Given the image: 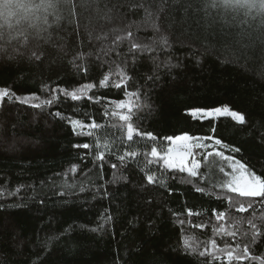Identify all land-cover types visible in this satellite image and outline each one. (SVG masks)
Returning a JSON list of instances; mask_svg holds the SVG:
<instances>
[{
    "label": "trees",
    "instance_id": "trees-1",
    "mask_svg": "<svg viewBox=\"0 0 264 264\" xmlns=\"http://www.w3.org/2000/svg\"><path fill=\"white\" fill-rule=\"evenodd\" d=\"M9 2V9L0 10L5 20L22 11L19 0ZM161 2L164 13L160 15H168L171 20L166 33L170 49L156 44L155 52L129 53L133 42L152 44V18L143 10L127 7L132 0H107L111 19L84 11L69 21L61 13L62 19L49 29L51 40L41 46L45 52L42 63L29 61L31 49L17 60L0 61V88L40 97L31 104L11 97L0 101V204L5 205L0 209V264H209L211 257L198 259L177 252L184 248L185 241L195 252L206 247L215 251L217 259L212 264H260L237 256H242L244 245L249 244L250 256L264 257V243L250 244L254 229L248 223L251 220L264 230V205L257 201L248 208V198H237L228 189L216 187L218 168L209 171L202 156L197 158L204 179L188 172L164 171L158 158L151 156V148L156 147L163 155L171 145L163 139L166 136L209 134L212 121L186 110L225 103L243 113L247 123L241 125L227 114L220 115L216 136L240 147L241 152L231 153L219 146L217 150L238 160L243 157L241 162L251 161L259 172V164H264V42L255 39L249 44V37H242L238 26L209 25L206 20L198 23L194 8L185 11L189 0H156L157 6ZM53 19L50 17V21ZM258 22L257 16L254 23ZM128 31L133 33L131 37ZM117 35L122 39L117 41ZM176 63L182 67L170 69ZM74 64L80 66L79 71ZM154 74H159L160 80L148 81L147 77ZM177 74L184 80L183 87L167 90L169 77ZM104 76L112 84H126L130 93L142 94L137 99L124 97L123 103H128L131 115L137 117L134 128L151 131L160 139L153 142L134 137L128 141V122L120 116L129 115V109L116 102L107 105L109 114L97 121L98 129L77 125V131L85 133L81 136L73 134L67 121L51 115L59 110L90 123L82 113L95 112L98 105L83 98L72 101L63 92L51 89L66 87L71 91L85 83L98 85ZM44 85L50 90L41 92ZM89 94L123 96L111 85L97 86ZM53 96L59 101L49 107H34ZM78 143H89L90 148H73ZM100 152L107 160L103 180L97 178L100 161L96 157ZM131 152L136 155H126ZM120 155H125L124 164L118 159ZM113 163L117 168H111ZM74 166L77 171L68 172ZM147 175H154L155 182L148 183ZM50 177L56 188L48 191L41 205L39 196L34 197L27 186L33 185L39 192L40 181L47 185ZM89 181L96 187L103 184L111 196L103 198ZM68 184L76 185L78 198L65 202L52 197L53 191H64ZM20 185L25 187L11 195ZM82 185L85 193L78 192ZM198 186L205 191L197 192ZM241 203L243 210L239 209ZM16 204L28 206L18 208ZM105 209L113 220L104 224L103 232H91L103 223ZM213 209L223 212V218L218 219ZM153 222L155 226L150 228ZM212 240L217 242V249H211ZM226 245L232 251L231 259Z\"/></svg>",
    "mask_w": 264,
    "mask_h": 264
},
{
    "label": "snow or ice",
    "instance_id": "snow-or-ice-1",
    "mask_svg": "<svg viewBox=\"0 0 264 264\" xmlns=\"http://www.w3.org/2000/svg\"><path fill=\"white\" fill-rule=\"evenodd\" d=\"M103 5V7H101ZM9 0H0V10H6L10 8ZM127 7L136 9V12L143 10L148 17L152 18L151 27L154 30L155 38L152 41V44L143 43V42H133L129 48V53H134L135 50H140L141 52H155L157 48L153 45L159 44L163 49H170L172 44L170 43L169 36L166 34L168 32V25L171 23V20L168 15H160L164 13L163 4L157 6L156 0H132L130 5ZM42 14H38V19L42 21L43 27L40 29L38 34H33L30 32L18 34L15 38H0V61L7 59L8 61H14L20 58L25 51H30V56H28L29 61H35L37 63H42L45 52L41 50L43 44H47L51 40V33L49 29L52 28V24L49 22L50 17H54L56 23L62 19L61 13H65L66 17L71 20L72 16H80L84 11H95L98 15L102 16L104 19H111L109 13L112 11L108 7L107 0H42ZM195 9L196 15L198 17V23L206 22L209 25L220 24L223 27H237L239 29L240 35L242 37H249V44H251L255 39H259L261 42H264V0H198V3H193L192 0H189L187 8L185 9L188 12L190 9ZM155 9V12L153 11ZM136 12L132 14L135 15ZM255 13V15H253ZM257 16L259 17V22L256 21ZM251 17V19H249ZM131 27V24L128 25ZM128 36H132L131 31L127 32ZM99 38V37H98ZM122 37L119 35L116 36V40H121ZM115 43V41H113ZM34 46V47H33ZM135 58V57H134ZM0 66H3L0 63ZM74 67L79 71L80 66L74 64ZM160 67V65H157ZM164 67H169V65H164ZM182 65L180 63L171 64V68H180ZM88 69H84V72L87 73ZM123 79V78H121ZM148 81L153 83L160 80L159 74L149 75L147 77ZM184 80L177 74L169 77V80L166 82L167 90H179L183 87ZM111 85L112 88L119 90L123 93V96H117L115 98L107 95L97 96L95 94H89L90 90L98 87L104 88ZM48 85H44L41 88V92L49 91ZM51 91L63 92L65 97H70L72 101H78L82 98L86 100L87 103L92 105H98L95 112L84 111L82 115L86 118H90V123H84L81 119H73L71 116L65 115L62 111H55L51 113L54 117L58 118L60 121H67L71 126L73 134L77 136L84 135L83 131H77V125L81 129H92L96 130L100 127L97 123L98 120H103L108 116V104L113 102L118 103L123 107V99L129 95L133 99H137L142 94L139 92H129L127 90V85L124 83H115L112 84L108 76H104L98 81L97 84L85 83L79 87L73 88L69 91L66 87H58L51 89ZM5 97H11L20 103L31 104L32 101L40 100V97L33 95L31 93L27 95H17L16 92H13L10 88H0V100H3ZM59 97L53 96L51 99H44L41 103L35 104L34 107H49L54 102L59 101ZM75 111V109L73 110ZM188 114L196 116L200 114L201 118H207L212 121L211 130L209 134L203 133H189L182 132L180 135H171L166 136L163 139L171 143L172 141L181 142L177 148L169 147L167 148L166 153L161 155L158 153L156 147L151 148V156L158 158V163L162 164V169L164 171H178L180 173L188 172L190 176L197 177L200 176L201 179H204V176L199 172L201 167L200 160L197 157L202 156L205 162V166L209 168V171H212L214 167L218 168V175H220V180L216 187L221 189H228L231 193H235L237 198H248V208H252L253 204L259 201L264 205V164H259V172L257 171V165L252 164L251 161L241 162L243 157L239 160L233 155H225V152L222 150H217V146L221 149H227L231 153H240L241 148L229 145L224 143L219 137L216 136V120L222 114H227L234 121L238 122L241 125L247 123L245 115L237 110H233L228 104L222 103L219 106L215 107H204V108H190L186 110ZM115 115V113H112ZM137 117L131 115V109H129V115H121L120 120L127 121V140L132 141L134 137L146 138L153 142L160 139L151 131H141L138 128H134L133 124ZM88 136H92V131L87 132ZM188 142H191L190 144ZM211 142V143H209ZM261 143H264V136H261ZM73 148H82L89 149V143L74 144ZM212 151H209V149ZM199 149V151H195ZM129 156H135V152L126 153ZM188 157H192L191 160ZM209 157L212 158L209 161ZM216 157H219L221 161L225 163L221 164L216 161ZM100 163L97 165L98 172L97 178L103 180L104 164L107 163L105 158V153L100 152L96 157ZM121 164L125 162V155H120L118 157ZM111 168H117V164H111ZM77 168L74 166L68 169V172H76ZM91 171V170H89ZM68 172L63 173L66 177ZM57 176L62 175L61 173H56ZM87 175V174H86ZM148 183L155 182L154 175H147ZM89 184L92 187H96L95 184H92L89 181ZM25 185H20L16 189L15 195L20 192L21 188H24ZM28 188L32 189L33 196H39V203L43 205L45 199L48 197V191L50 189H55V181L50 177L48 184H45L44 180L40 181V191L33 186L28 185ZM97 192H100L102 197L107 199L111 196V193L104 188L103 184H100L96 187ZM197 192L203 193L205 191L204 187H196ZM87 191L85 186H80L78 189L79 193H85ZM171 192V189H169ZM53 198H60L67 202L68 198L76 199L77 190L75 184H68L66 190L64 191H53ZM95 198V196H93ZM151 203V201H149ZM15 207H27V204H16ZM5 205L0 204V209H4ZM239 209H244V204L239 205ZM191 213V209H188ZM213 213L217 216L218 219H222L224 216L223 212H217L213 209ZM103 223L99 224L97 227L91 228V232H103L104 224L113 220V217L110 214H107V209H105V215L101 217ZM180 223H183L181 221ZM248 223L254 229L251 237L250 244L257 245L259 243H264V230L257 228L251 220ZM129 226H132V221H128ZM155 222L149 225V227H154ZM83 227V226H82ZM234 236L235 233H232ZM227 253L228 258H232V251L230 246ZM239 247V245H237ZM211 249H217V242L215 240L211 241ZM183 251L185 254L195 255L198 259L203 258L209 261V264H212V261L217 259L215 251H210L207 247L204 251L195 252L194 249L190 248L185 241V246L183 249H177V252ZM251 248L249 244H245L243 247V255L237 256V259L250 258L252 260H257L260 264H264V257L262 256H250ZM127 264V262H125Z\"/></svg>",
    "mask_w": 264,
    "mask_h": 264
},
{
    "label": "clouds",
    "instance_id": "clouds-1",
    "mask_svg": "<svg viewBox=\"0 0 264 264\" xmlns=\"http://www.w3.org/2000/svg\"><path fill=\"white\" fill-rule=\"evenodd\" d=\"M55 3V0H53ZM22 8L17 15L9 20L0 17V38H15L18 34L30 32L38 34L43 27L38 14H42V0H19ZM52 25L56 23L53 19L49 21Z\"/></svg>",
    "mask_w": 264,
    "mask_h": 264
},
{
    "label": "rangeland",
    "instance_id": "rangeland-1",
    "mask_svg": "<svg viewBox=\"0 0 264 264\" xmlns=\"http://www.w3.org/2000/svg\"><path fill=\"white\" fill-rule=\"evenodd\" d=\"M0 101H1V100H0ZM120 107H121V106H120ZM121 108H122V107H121ZM123 108L129 109V108H130V105H129L128 103H123ZM122 115L127 116L126 113H123ZM197 115H200V114H197ZM222 115H224V114H222ZM180 143H181V142H179V141H172L170 147H174V148H177V149H178V146H179ZM188 143L190 144L191 142H188ZM195 151H197V149H196ZM188 159L191 160L192 157H188ZM197 159H198V158H197ZM215 159L217 160V159H220V158H219V157H216ZM211 160H212V158L209 157V161H211Z\"/></svg>",
    "mask_w": 264,
    "mask_h": 264
}]
</instances>
